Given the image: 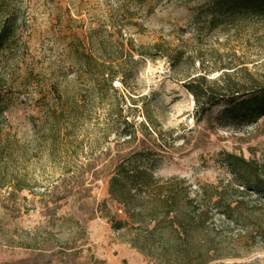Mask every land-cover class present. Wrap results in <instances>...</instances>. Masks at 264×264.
I'll return each mask as SVG.
<instances>
[{
  "label": "rangeland",
  "instance_id": "obj_1",
  "mask_svg": "<svg viewBox=\"0 0 264 264\" xmlns=\"http://www.w3.org/2000/svg\"><path fill=\"white\" fill-rule=\"evenodd\" d=\"M213 15L208 0H0L4 163L25 187L0 189V264H157L107 220L124 217L108 182L135 154L157 176L218 193L245 221L228 226L230 248L212 264H264V116L241 100L203 113L169 60L128 62L163 40L190 70L245 67L258 96L264 18ZM92 59L122 63L107 69L113 85Z\"/></svg>",
  "mask_w": 264,
  "mask_h": 264
},
{
  "label": "trees",
  "instance_id": "obj_2",
  "mask_svg": "<svg viewBox=\"0 0 264 264\" xmlns=\"http://www.w3.org/2000/svg\"><path fill=\"white\" fill-rule=\"evenodd\" d=\"M208 1L213 17L220 14L230 18H264V0ZM4 44L5 40L0 36V47ZM131 50L128 62L132 65L138 63L139 58L136 57L161 56L169 60L176 80L185 82L186 89L194 96L203 113L223 102L236 105L241 100L240 104L245 106L246 111L264 116V88L258 96L254 95V85L242 74L239 76L248 72L245 67L221 65L210 70L203 67L190 70L182 63L184 49L173 48L163 40ZM115 62L107 64L92 59V67L113 85L115 79L107 69L122 67L121 62ZM219 72L221 74L217 78H210ZM3 84L5 82L0 77V90ZM122 84L125 85V82L122 81ZM245 96L250 97L244 99ZM11 104V99L0 92V189L13 186L16 190H24L22 181L14 175L7 181L4 163L11 144L8 138H3V121ZM23 156L25 158V154ZM138 158L139 155L135 154L116 165L108 182L111 201L124 212L123 218L109 215L107 219L119 239L149 262L157 264H212L219 261L222 253L230 248L228 226L237 221L245 223L240 217L235 221V208L222 196L216 197L218 193L202 186L196 188L179 177L155 175L144 169ZM243 162L249 164L246 160ZM216 213L226 221L217 223Z\"/></svg>",
  "mask_w": 264,
  "mask_h": 264
},
{
  "label": "built area",
  "instance_id": "obj_3",
  "mask_svg": "<svg viewBox=\"0 0 264 264\" xmlns=\"http://www.w3.org/2000/svg\"><path fill=\"white\" fill-rule=\"evenodd\" d=\"M117 212H118V214H122V213H123V211H122V210H118Z\"/></svg>",
  "mask_w": 264,
  "mask_h": 264
}]
</instances>
